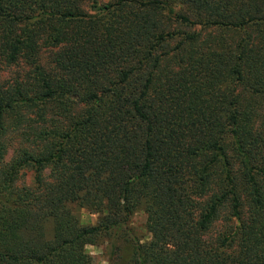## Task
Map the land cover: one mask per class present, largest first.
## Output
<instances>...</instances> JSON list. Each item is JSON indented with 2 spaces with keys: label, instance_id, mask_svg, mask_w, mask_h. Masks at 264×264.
Segmentation results:
<instances>
[{
  "label": "trees",
  "instance_id": "obj_1",
  "mask_svg": "<svg viewBox=\"0 0 264 264\" xmlns=\"http://www.w3.org/2000/svg\"><path fill=\"white\" fill-rule=\"evenodd\" d=\"M102 240L264 264V0H0V264Z\"/></svg>",
  "mask_w": 264,
  "mask_h": 264
},
{
  "label": "rangeland",
  "instance_id": "obj_2",
  "mask_svg": "<svg viewBox=\"0 0 264 264\" xmlns=\"http://www.w3.org/2000/svg\"><path fill=\"white\" fill-rule=\"evenodd\" d=\"M20 181L29 184L30 172L26 171V173L20 177ZM77 212L80 216L82 223L86 225H92L97 220L96 215L89 214L86 210L77 209ZM130 226L137 235L141 236L142 238L148 237V234L145 229V214L142 211H138L132 216ZM106 246L107 240H102L96 245L87 246L86 252L88 260L93 264H107V250L105 249Z\"/></svg>",
  "mask_w": 264,
  "mask_h": 264
}]
</instances>
